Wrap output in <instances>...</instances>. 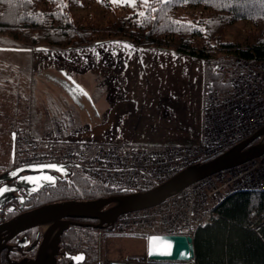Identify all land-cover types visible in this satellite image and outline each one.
Listing matches in <instances>:
<instances>
[{"label":"trees","instance_id":"1","mask_svg":"<svg viewBox=\"0 0 264 264\" xmlns=\"http://www.w3.org/2000/svg\"><path fill=\"white\" fill-rule=\"evenodd\" d=\"M97 1L100 3V0L0 3V37L7 43L5 49L12 47L24 52L37 47L71 49L113 40L172 49L205 60L203 95L209 82L225 92L235 69L221 70L226 61L264 62V0H146L141 11L132 14L106 11L103 23L79 13ZM140 12L145 16H139ZM238 21L247 28L240 39L228 40V27ZM49 102L55 104L53 100ZM83 180L85 198L118 193L85 177ZM263 206L264 189L222 193L207 208V221L191 232L194 264H264V242L248 226L250 218Z\"/></svg>","mask_w":264,"mask_h":264},{"label":"built area","instance_id":"2","mask_svg":"<svg viewBox=\"0 0 264 264\" xmlns=\"http://www.w3.org/2000/svg\"><path fill=\"white\" fill-rule=\"evenodd\" d=\"M247 64L232 71L224 93L210 82L206 84L202 132L193 144L151 146L141 142L17 138L16 145L25 144L17 151V162L72 163L79 165L85 178L107 188L146 191L191 164L213 158L264 126V62ZM60 143L63 145L57 147ZM241 189H264V154L209 176L153 207L119 215L112 231L141 236L178 234L182 222L199 224L205 220V198L218 199L222 193ZM248 226L264 242V206L253 214Z\"/></svg>","mask_w":264,"mask_h":264},{"label":"rangeland","instance_id":"3","mask_svg":"<svg viewBox=\"0 0 264 264\" xmlns=\"http://www.w3.org/2000/svg\"><path fill=\"white\" fill-rule=\"evenodd\" d=\"M144 1L117 0V3H112V0H100V3L97 1L94 5L88 6L86 4L88 7L80 9L79 13L84 16L91 15L92 20L103 23L108 15L106 11L109 14L114 12L117 15L122 12L132 14L141 11ZM246 28L247 25L244 22L238 21L228 27L226 38L233 41L238 40L242 37ZM1 39L2 37H0V171L7 168L10 163L11 132H14L16 139L21 138L24 140L32 136H38V139L64 138L67 141L74 139L96 140L93 132H83L80 130L81 128L77 131H71V126H68L67 123L63 126L64 122L58 123L55 121L61 119V121L66 122V116L51 117L52 111L55 109L49 102L50 100H53L55 105H61L60 107H63L61 111L65 114H73L76 109L74 110L72 105V109L67 108V97L59 88L47 80L46 74L57 73L58 69L72 71L75 74L76 72L86 71V68H89L86 73H91L90 70H93L91 68L94 66L96 56H106L107 59L111 56L105 50L100 52L101 49H98V46L117 45L116 42L127 45H130V43L113 40L87 47L47 48L48 51L33 48L30 52H24L12 47L5 49L4 46L7 47V43ZM137 50L142 51H133L126 56L128 63L131 64L132 71L137 76L135 80L128 79L134 95L137 96L142 93L143 97L151 98L150 102L148 99L146 100V105L151 103L154 108H157L160 104L165 106L170 113H172L173 106H175L176 114L167 119V122L172 125L170 126L172 134L182 135L181 138H183L188 136L186 132H199L201 114L203 113V64H205V60L190 57L172 49H160L159 47ZM136 61L149 63L148 65L142 63L143 66L140 65V68H138L135 65ZM247 62L249 61L235 64L226 61L221 70H227L229 67H246L248 66ZM76 76L78 78L86 77L89 85L93 83L92 74H77ZM32 89L37 91L35 92L37 104L35 103L36 99H33V112L31 111ZM153 98H155V101ZM162 98L166 99L162 100ZM31 113L34 115L32 119ZM35 119L36 125L34 127L36 129L38 127V131L26 134L28 132L23 130L29 129L32 125L31 121ZM72 119L75 124V118ZM168 133L164 130L155 132L157 141L184 143L178 138L175 139V137L168 138ZM24 145H16V154ZM215 200L217 198H205L203 208H209ZM191 227H193L192 223L185 221L179 225V231L191 233ZM102 250L103 255L100 264H107L109 260L147 261L145 257V238L141 235L111 233L110 236L103 237ZM180 264H193V262Z\"/></svg>","mask_w":264,"mask_h":264},{"label":"water","instance_id":"4","mask_svg":"<svg viewBox=\"0 0 264 264\" xmlns=\"http://www.w3.org/2000/svg\"><path fill=\"white\" fill-rule=\"evenodd\" d=\"M36 49H45L37 47ZM72 84L75 91L83 95L94 109V102L87 90L75 81L65 70L59 69ZM66 74V75H65ZM72 99V94L70 96ZM14 132H11L10 157L14 158ZM264 154V126L241 141L238 144L224 150L220 154L189 165L180 170L174 176L157 184L146 191L119 190L118 193L82 201H61L41 206L40 208L22 213L2 225L3 229L9 232H19L39 225L46 226L39 246V254L36 261L27 264H53L52 255L56 253L55 247L59 240L58 231L65 229L70 222L68 218L78 217L98 220L96 227L111 230L115 219L124 213L138 211L153 207L168 198L176 195L190 185L199 182L218 172L225 171ZM65 165L60 163H37L17 167L16 173H24L25 177H38L42 174L52 177L60 174V171L44 168L43 173L34 170L40 166ZM54 173V174H52ZM33 182V181H32ZM44 185L43 182H36L35 187ZM2 189V188H1ZM53 233H55L53 235ZM53 235L52 240L50 237ZM50 241V242H49ZM49 242V243H48ZM52 249V255L44 260L46 249ZM151 252V254H149ZM145 257L143 261L109 260L107 264H180L193 262L194 247L192 235L190 234H166L151 233L145 238Z\"/></svg>","mask_w":264,"mask_h":264},{"label":"flooded vegetation","instance_id":"5","mask_svg":"<svg viewBox=\"0 0 264 264\" xmlns=\"http://www.w3.org/2000/svg\"><path fill=\"white\" fill-rule=\"evenodd\" d=\"M65 71L78 82L71 72ZM46 78L69 98L77 111L84 114L89 112L88 100L74 90L73 84L59 72V69L57 73L46 74ZM70 94L74 96L73 99L69 97ZM60 164L67 165L64 171L68 175L61 172L53 177V182L40 181L44 185L38 188L35 187L37 181L26 180L24 173L15 172L17 167L27 165L18 163L15 158L13 161L10 159L9 166L0 171V189H4L0 193V264H27L36 261L42 235L46 229V226L39 225L19 232H9L3 229L4 223L47 204L94 199L84 197V187L81 186L84 176L79 167L72 163ZM68 220L73 223L58 231L56 253L52 255V249L48 247L44 253V260L48 259V255H52L53 264H100L103 237L110 236L113 233L112 229L96 227L98 220L94 219L73 217Z\"/></svg>","mask_w":264,"mask_h":264},{"label":"crops","instance_id":"6","mask_svg":"<svg viewBox=\"0 0 264 264\" xmlns=\"http://www.w3.org/2000/svg\"><path fill=\"white\" fill-rule=\"evenodd\" d=\"M130 45L132 46L131 49L121 48L117 45H100L98 46V49H101L100 52L105 50V52L111 55L109 56V59H107L106 56H96L94 66L91 68L93 70H90L91 73H86L89 68H86V71L84 72H76L75 74L70 71L91 95L95 108L92 110L90 107L89 112H86V114L80 113L77 110L75 113L72 112L73 114H65V112L61 111L63 108L60 107L61 105L59 106V104H54L53 108L55 110L52 111L51 117L63 115L66 116L67 119L66 122L64 120L61 121V119L53 120L58 123L64 122L63 126L67 123L68 126H71V131H77L81 128L80 130L83 132H93L95 134V139L101 142H115L119 144H125L128 142H143L151 146H160L172 143V141H157L155 132L160 130L169 132L167 134L168 138L175 137V139L178 138V140L184 143L193 144L197 142L201 134V125L199 132H186L188 136L183 137L184 139L181 138L182 135L176 136L171 132L170 126L172 125L167 122V119L171 117V115L176 114L175 106H173L172 113H170L165 106H161L160 104L157 108H154L151 103L146 105V100L148 99L150 102L151 98L143 97L142 93L135 96L134 92L131 91L128 79L132 78L135 80L137 76L136 73L132 71L131 64L128 63L126 56L133 51H142L137 49H147L149 47ZM142 63L148 65L149 62L136 61L135 65L140 68V65L143 66ZM77 74H92L93 78L91 79H93V83L89 85L86 77L78 78L76 76ZM32 92L31 111L33 112V99H36L35 103L37 104V98H35V92L37 91L36 89H32ZM165 99L166 98H162V100ZM66 100V103L68 104L67 108L72 109V104L69 98ZM153 100L155 101V98H153ZM73 109L75 110L74 106ZM66 110L67 109L65 108V111ZM33 116L34 115L31 113V119ZM70 117L75 118V124V121ZM31 123L32 125H30L29 129L23 130L24 132H28L27 134H32L38 129V127L37 129L34 127L36 125V119L32 120Z\"/></svg>","mask_w":264,"mask_h":264},{"label":"snow or ice","instance_id":"7","mask_svg":"<svg viewBox=\"0 0 264 264\" xmlns=\"http://www.w3.org/2000/svg\"><path fill=\"white\" fill-rule=\"evenodd\" d=\"M6 2H8V0H0V3H6ZM29 2H31V0H29ZM145 2H146V0H145ZM112 3H117V0H112ZM152 11H156V9L153 8ZM139 16L144 17L145 13L140 12ZM176 23H179V22H176ZM201 31H202V29H201ZM116 44L118 47H121V48L131 49V47H132L131 45L121 44L120 42H116ZM42 51H48V50L44 49ZM13 139H15V134H13ZM77 166H79V165H77ZM45 167H48L54 171H60L64 175H68V173L64 171V168L66 167L65 165L58 166V165L52 164V165H48V166H40L38 169H34V170H37V171L43 173ZM25 179L29 180V181H37V182H40V181L53 182V180H54V178L51 175H41L38 177H25ZM3 191H4V189H0V193H2ZM149 254H151V252Z\"/></svg>","mask_w":264,"mask_h":264},{"label":"bare ground","instance_id":"8","mask_svg":"<svg viewBox=\"0 0 264 264\" xmlns=\"http://www.w3.org/2000/svg\"><path fill=\"white\" fill-rule=\"evenodd\" d=\"M229 170V169H228ZM225 171H227V170H225ZM197 183V182H196ZM196 183H194V184H196ZM194 184H192V185H190L189 187H191V186H193ZM241 190H246V189H241ZM205 220L202 222V223H199V224H204L206 221H207V216L205 215ZM199 224H192V226L193 227H191L192 228V230H193V228L194 227H196L197 225H199Z\"/></svg>","mask_w":264,"mask_h":264}]
</instances>
